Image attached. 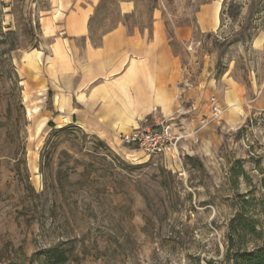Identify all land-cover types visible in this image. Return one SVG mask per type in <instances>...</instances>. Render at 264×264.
Returning a JSON list of instances; mask_svg holds the SVG:
<instances>
[{"label":"rangeland","instance_id":"rangeland-1","mask_svg":"<svg viewBox=\"0 0 264 264\" xmlns=\"http://www.w3.org/2000/svg\"><path fill=\"white\" fill-rule=\"evenodd\" d=\"M54 2L0 0V264H53L51 247L66 249L64 264H229L236 251L262 247L264 0H136L126 17L132 31L151 25L155 8L170 33L194 23L185 63L213 71L221 92L232 85L221 110L206 106L182 127V164L125 144L127 153L116 151L79 127L48 141L53 122L33 111L24 79L34 69L27 53L49 45L41 19ZM203 7L219 10L215 29L197 26ZM119 20L118 0H105L91 37L98 43ZM6 44L16 48L25 112L9 95Z\"/></svg>","mask_w":264,"mask_h":264},{"label":"crops","instance_id":"crops-1","mask_svg":"<svg viewBox=\"0 0 264 264\" xmlns=\"http://www.w3.org/2000/svg\"><path fill=\"white\" fill-rule=\"evenodd\" d=\"M101 2L55 0L51 15L41 19L49 45L27 53L34 69L24 79L28 96L35 98L32 109L45 115V122L75 124L122 153L128 152L122 134L139 127L158 130L162 118L170 119L180 139L176 150L160 155L182 164L180 149L187 139L182 127L206 106L221 110L233 95L232 85L221 92L213 71L194 73L183 56L194 48V23L175 24L170 33L162 8H155L151 29L132 31L125 20L136 12L137 2L118 0L121 20L94 42L91 19ZM196 22L201 29H215L219 10L203 7ZM234 88L240 97L241 86ZM177 171H182L178 165Z\"/></svg>","mask_w":264,"mask_h":264},{"label":"trees","instance_id":"trees-1","mask_svg":"<svg viewBox=\"0 0 264 264\" xmlns=\"http://www.w3.org/2000/svg\"><path fill=\"white\" fill-rule=\"evenodd\" d=\"M104 2H105V0H102L101 5ZM93 19H94V17L91 19V29H90L91 34L93 33V29H92ZM148 27L151 29V25H149ZM108 31H106V32H108ZM9 32H13V31L10 30ZM106 32H104V34ZM102 36H101V38H102ZM101 38H100V40H101ZM93 41H94V39H93ZM1 44H4V42L0 41V46H1ZM4 46H6V47L3 51L4 57H2V61L6 67V71H8L7 79H8L9 84H10L9 95L13 96L15 103H16V106H18L19 109H21L25 112V105L23 102V86L21 84L22 79L19 77V75L17 73V69H16L15 65L13 64L12 58L10 57V53L12 51H14L16 48L12 45H7V44ZM11 108H12V103L10 102L9 107H8L9 111L11 110ZM50 126L52 127V131L50 133L48 141L51 139V137L53 135L68 132L70 130H73L76 127L77 128L79 127L75 124H68V125L61 126L58 128L53 123H50ZM99 142L101 144H105V142L103 140H101ZM236 220L237 219L235 218L234 221H236ZM250 224L251 223H249V222L244 223V224L239 223V226L245 228V227H249ZM45 252L47 254L49 262H52L53 264H64L69 260V255L66 252V249L51 247V248H48ZM229 264H264V245L262 247L252 249V250L236 251L235 253H233L232 257L230 258Z\"/></svg>","mask_w":264,"mask_h":264},{"label":"built area","instance_id":"built-area-1","mask_svg":"<svg viewBox=\"0 0 264 264\" xmlns=\"http://www.w3.org/2000/svg\"><path fill=\"white\" fill-rule=\"evenodd\" d=\"M158 125V130L139 127L124 133L121 135L122 142L134 151H141L147 158L160 155L167 148L176 150L180 137L173 134L170 119L162 118Z\"/></svg>","mask_w":264,"mask_h":264}]
</instances>
